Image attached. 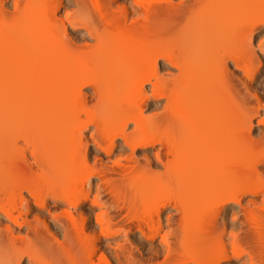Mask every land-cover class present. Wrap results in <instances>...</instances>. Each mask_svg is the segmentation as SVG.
<instances>
[{
	"label": "bare ground",
	"instance_id": "bare-ground-1",
	"mask_svg": "<svg viewBox=\"0 0 264 264\" xmlns=\"http://www.w3.org/2000/svg\"><path fill=\"white\" fill-rule=\"evenodd\" d=\"M6 1L0 264H111L109 249L117 264H138L132 228L142 243L159 238L162 264L263 263L264 201L241 200L264 196V79L252 85L264 63V38L252 42L264 0ZM148 99L162 103L144 115ZM22 127L20 138L44 136L33 161L10 158ZM117 140L129 154L89 161V144L109 156ZM230 205L238 210L227 220L240 215L238 232L256 249H242L236 229L223 234L229 244L220 236ZM166 209L177 219L164 225ZM216 224L218 238L206 241ZM164 226L188 241L168 243Z\"/></svg>",
	"mask_w": 264,
	"mask_h": 264
},
{
	"label": "rangeland",
	"instance_id": "rangeland-1",
	"mask_svg": "<svg viewBox=\"0 0 264 264\" xmlns=\"http://www.w3.org/2000/svg\"><path fill=\"white\" fill-rule=\"evenodd\" d=\"M5 1V0H4ZM65 1L66 0H64V3H63V5H64V9L65 8H69L70 6L69 5H65ZM130 1V0H129ZM128 1V2H129ZM175 3L177 2V1H175V0H173ZM5 7H11V0H8V1H6L5 2V5H4ZM62 11H63V8H62V10L58 13V15H61L62 14ZM67 31H68V34L71 36V37H76V39H79V37H80V35H81V31L80 32H75V31H72L69 27L67 28ZM261 37L262 38H264V25H262V26H260V27H258L257 28V30H256V32L254 33V36H253V40H252V42H253V45L255 46L256 45V43H257V41L259 40V39H261ZM264 64V63H263ZM262 64V68L260 69V73L258 74V77L256 78V80H254V82H253V84L252 85H254V86H256L259 82H260V80L261 79H264V65ZM162 73H165V72H162ZM238 75H240V73L238 74ZM262 81V80H261ZM145 89H146V91L149 89L148 87H145ZM262 90H263V92H264V84H263V86H262ZM89 91V89L88 90H86V92H88ZM150 100V101H149ZM149 101V102H148ZM91 104H92V101L90 102ZM90 103H89V105H90ZM162 102H153L152 103V100L151 99H148L147 100V105L142 109L143 110V113H145L144 115H150V113H155V112H157L158 110L156 109L160 104H161ZM263 112L261 111V114H262ZM256 119H258V118H255V119H253V125L255 126V122H256ZM132 125H130L128 128H127V130L129 131L132 127H131ZM24 128H27V127H22V128H16V130L14 131V133H15V136L17 137H15L14 135H13V137H15L14 139H12V142H13V140L15 141V142H13L12 144L14 145L12 148H11V150H10V158L14 155V152L15 151H17V152H21L20 154H23L24 156H20L21 158L22 157H24L23 158V160L25 159V157H27L28 159L30 158V152L31 151H33V149L35 150V148L37 147V148H39L40 147V145L42 144H40L39 142H41V140H42V134L40 135V133L39 134H37V133H26L27 134V136L26 137H24L23 136V138L21 137H18V135H20L22 132H23V130H24ZM257 129V130H256ZM90 130H91V128H90ZM260 131V129L257 127V126H255L253 129H252V135H255L257 132H259ZM89 132L90 131H86V132H84L85 134V136H87L88 134H89ZM44 137V136H43ZM117 143H118V145H117ZM40 144V145H39ZM122 144V142H120V140H117L116 141V147L114 148V150H113V152L109 155V156H105L104 154H97L96 152H92V150H93V146H92V144H89V149H88V159H89V161L90 162H92V161H94V159H98V158H100V159H102V161H105L106 163H108L109 162V160H113L114 159V157L115 156H117L118 155V153H119V155H121L122 154V156H126V154L128 153L129 154V150H128V148H126L125 146H123V144ZM16 146V147H15ZM36 148V149H37ZM41 148V147H40ZM156 148V147H155ZM155 148H151V149H149V150H147V151H145V152H142V151H137L136 153H135V157H139V155L141 156L142 155V153H147V154H150V153H152L154 150H155ZM36 151V150H35ZM38 152H39V150H37ZM12 154V155H11ZM17 154V153H16ZM32 154V153H31ZM18 155V154H17ZM16 156V155H15ZM19 156H18V159L20 158ZM137 157V158H138ZM21 158H20V160H21ZM26 158V160H28ZM116 158V157H115ZM141 158V157H140ZM16 160H17V157H16ZM30 160V159H29ZM28 160V161H29ZM18 161V160H17ZM30 161H33V160H30ZM20 162V161H19ZM109 164V163H108ZM262 166H263V170H264V165H261L260 166V169H262ZM33 180V179H32ZM35 180H37V181H39L37 178L35 179ZM34 180V182H36ZM93 182H95V181H97V180H95V179H93L92 180ZM261 197H262V199H263V201H264V196H258V197H249V196H245L244 198H242V202H241V204H246V201H248V199H255V200H257L258 201V207L259 206H262L263 205V201H262V199H261ZM261 200V201H260ZM261 203H262V205H261ZM52 204H50V206L48 207V209H51V211L53 210V211H59V209H61L62 207H63V205H59L57 208H58V210H57V208L56 207H52L51 206ZM88 205V202L87 203H85L84 204V206H80L79 207V209H81L82 207H85V206H87ZM231 206V207H230ZM228 208H227V210H226V214H227V216H228V218H226V220H225V226H224V230H223V232H220V231H222L221 230V227H220V225H218V224H216L217 225V227L216 226H214V228H212V231H214V232H210L209 233V235H208V237L206 238V241H211L212 239H217L218 238V232H220V233H222V234H220V236L222 237V235L224 234V235H226V231H228V229L231 231V232H234V231H236L237 230V232H238V229L240 228L239 226V222H237L239 219L241 220V218H240V215H239V217H237V218H239V219H237V220H235V221H230L229 222V220L230 219H232L230 216V214L233 212V213H236V209L238 208V206L237 205H230ZM242 206H244V205H242ZM56 208V209H55ZM238 210V209H237ZM170 211V212H169ZM228 212V213H227ZM163 213V214H162ZM162 213L160 214L161 215V217H160V219H161V221L163 222V224L165 225V223H164V218L166 217V215L168 214V215H172V217L174 218L175 216H173V211L172 210H168V209H166V210H164V212L162 211ZM229 217H230V219H229ZM176 219H177V217H175ZM174 218V219H175ZM91 219H92V221H93V216L91 217ZM173 219V220H174ZM176 219L174 220V221H176ZM227 219H229V220H227ZM123 220V219H122ZM126 220V218L124 219V221ZM123 221V222H124ZM125 222H127V220L125 221ZM124 222V223H125ZM230 223H231V226L229 227V225H230ZM126 225V224H125ZM239 225V226H238ZM218 226H219V229H218ZM165 228H164V232H162V234H166V239H167V242L168 243H170L171 244V242H169V241H172V243L175 241V237H172V236H170V235H172L171 233H170V231H168L169 233H170V235L166 232V227L167 226H164ZM228 227V228H227ZM232 227V228H231ZM239 227V228H238ZM216 228V229H215ZM227 228V229H226ZM238 228V229H237ZM169 228L167 227V230H168ZM218 229V232L216 231ZM234 229H236V230H234ZM234 230V231H233ZM22 232H23V230H22ZM234 233L236 236H237V238H236V242L239 244V246L242 248V249H244V250H246V252H247V250H248V252L249 251H251V250H254V249H256V247L254 248V246L252 245V243H251V241H247L248 239H247V236L245 235L246 234V232H245V234H243V232L241 233V232H238V233ZM239 233H241V234H239ZM217 234V235H216ZM228 234H229V232L227 233V235L226 236H228ZM170 237H169V236ZM223 235V239L227 242V237L226 236H224ZM247 235H249V234H247ZM175 236V235H174ZM185 236V235H184ZM184 236H182L183 237V241H180V238L178 239V240H176L175 242H177V243H175L176 245L178 244H182V242L184 243V242H186V241H188V240H186L187 238L185 237L184 238ZM217 236V237H216ZM230 236V235H229ZM228 236V237H229ZM172 237V238H171ZM188 238H190L189 236H187ZM138 238H139V235H138V233L136 232V230L134 229V228H132L131 229V231L130 232H128V240L130 241V243L132 244V248H133V254H135V256H137L138 257V255H139V257L138 258H136V259H140V260H137L138 261V264H162L163 262H162V259L161 258H163V256H164V254H165V252H163L164 250H160L161 248H163V247H161V245H159V238H156L155 240H153L152 242H144V243H142V242H140V240H138ZM252 238V237H251ZM186 241H185V240ZM113 240H115V241H117V243H120V241H122L121 240V235L120 236H116ZM174 240V241H173ZM229 240V239H228ZM250 240H252V242L254 241L255 243H256V241L255 240H253V238L252 239H250ZM105 241H112V240H105ZM229 241H232L233 242V240L231 239V237H230V240ZM180 242V243H179ZM253 242V243H254ZM124 244H125V246H127L128 245V243H126L125 241L123 242ZM174 243H173V245H174ZM228 244H229V242H227ZM120 244H122V242L120 243ZM142 244V245H141ZM134 245V246H133ZM136 245H137V249L136 248H134V247H136ZM139 245V246H138ZM173 245H170V246H173ZM178 245L176 246V247H178ZM255 246H257V243L256 244H254ZM160 246V247H159ZM141 247V248H140ZM251 247H253V248H251ZM138 250H139V253H138ZM152 251V252H151ZM154 251V252H153ZM156 251V252H155ZM106 252H107V254H106ZM105 252V255H107L106 257H108L107 259L109 260V262H111V264H117V261H115V260H117L116 259V256H115V254H114V252H113V250H111V249H109V251L107 250ZM109 252V253H108ZM113 253V254H110V253ZM161 252H163L164 254H162V256H161ZM150 253H152L151 255H150ZM156 253V254H155ZM154 254V256H152ZM112 255H114V256H112ZM114 257H115V259H114ZM264 258V257H263ZM263 261V260H262ZM161 262V263H160ZM241 261H237L236 263L237 264H241L240 263ZM236 263H230V264H236ZM165 264V263H164ZM169 264V263H168ZM170 264H172V263H170ZM260 264V263H259ZM261 264H264V261H263V263H261Z\"/></svg>",
	"mask_w": 264,
	"mask_h": 264
},
{
	"label": "snow or ice",
	"instance_id": "snow-or-ice-1",
	"mask_svg": "<svg viewBox=\"0 0 264 264\" xmlns=\"http://www.w3.org/2000/svg\"><path fill=\"white\" fill-rule=\"evenodd\" d=\"M261 43H262V45H264V41H262ZM261 50L264 51V47H262ZM261 59L264 60V57H261Z\"/></svg>",
	"mask_w": 264,
	"mask_h": 264
}]
</instances>
